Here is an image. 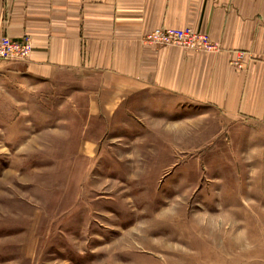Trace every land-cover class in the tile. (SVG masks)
<instances>
[{"label": "rangeland", "instance_id": "1", "mask_svg": "<svg viewBox=\"0 0 264 264\" xmlns=\"http://www.w3.org/2000/svg\"><path fill=\"white\" fill-rule=\"evenodd\" d=\"M98 99L0 79V264H264L263 124Z\"/></svg>", "mask_w": 264, "mask_h": 264}, {"label": "crops", "instance_id": "2", "mask_svg": "<svg viewBox=\"0 0 264 264\" xmlns=\"http://www.w3.org/2000/svg\"><path fill=\"white\" fill-rule=\"evenodd\" d=\"M161 27L202 33L217 50L142 42ZM1 36L27 37L31 52L0 62V79L101 97L113 113L147 93L264 125V0H0Z\"/></svg>", "mask_w": 264, "mask_h": 264}, {"label": "built area", "instance_id": "3", "mask_svg": "<svg viewBox=\"0 0 264 264\" xmlns=\"http://www.w3.org/2000/svg\"><path fill=\"white\" fill-rule=\"evenodd\" d=\"M142 42L146 45L175 46L195 52L217 50V45L212 43L208 37L191 29L157 28L147 33ZM30 52L31 43L27 37L20 39H12L8 36L0 37V61L8 63L23 61L28 58ZM243 58V54L238 55L231 62V66L241 69Z\"/></svg>", "mask_w": 264, "mask_h": 264}]
</instances>
